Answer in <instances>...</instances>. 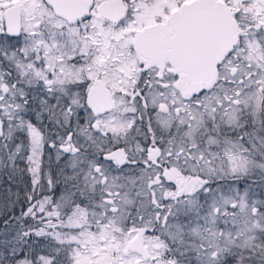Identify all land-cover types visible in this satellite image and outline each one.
Listing matches in <instances>:
<instances>
[{
  "label": "snow or ice",
  "instance_id": "obj_1",
  "mask_svg": "<svg viewBox=\"0 0 264 264\" xmlns=\"http://www.w3.org/2000/svg\"><path fill=\"white\" fill-rule=\"evenodd\" d=\"M0 264H264V0H0Z\"/></svg>",
  "mask_w": 264,
  "mask_h": 264
},
{
  "label": "rangeland",
  "instance_id": "obj_2",
  "mask_svg": "<svg viewBox=\"0 0 264 264\" xmlns=\"http://www.w3.org/2000/svg\"><path fill=\"white\" fill-rule=\"evenodd\" d=\"M29 186H30V176L29 175L25 174L22 177H18L17 190H20L21 192H23V189Z\"/></svg>",
  "mask_w": 264,
  "mask_h": 264
}]
</instances>
